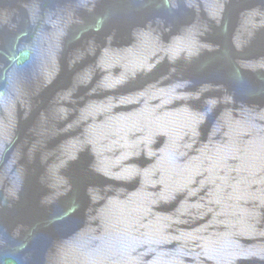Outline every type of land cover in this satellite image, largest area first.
<instances>
[{
    "label": "water",
    "instance_id": "1",
    "mask_svg": "<svg viewBox=\"0 0 264 264\" xmlns=\"http://www.w3.org/2000/svg\"><path fill=\"white\" fill-rule=\"evenodd\" d=\"M0 264H264V0H0Z\"/></svg>",
    "mask_w": 264,
    "mask_h": 264
}]
</instances>
